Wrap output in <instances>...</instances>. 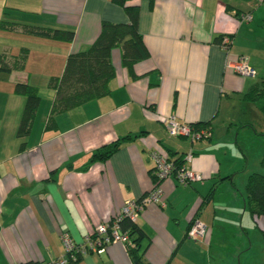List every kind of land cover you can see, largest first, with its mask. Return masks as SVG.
<instances>
[{
    "label": "crops",
    "instance_id": "obj_1",
    "mask_svg": "<svg viewBox=\"0 0 264 264\" xmlns=\"http://www.w3.org/2000/svg\"><path fill=\"white\" fill-rule=\"evenodd\" d=\"M127 4L138 6L137 28L149 57L126 67L114 48L109 93L54 113L50 80L61 76L67 56L87 49L103 21L127 23L129 17L112 0H0V58L8 64L24 58L21 69L0 76V264L59 258L63 234L82 242L125 201L149 194L153 151L175 160L192 149L191 168L202 179L188 185L163 179L164 205L149 202L141 209L136 224L148 236V262L212 264L219 243H233L228 252L236 246L238 255L230 254L225 264H242V257L248 263L254 233L264 244V215L255 220L245 209L247 178L261 173L264 149L248 156L239 145L240 130L249 124L241 123V115L261 107L243 95L264 80V0ZM246 13L251 19H240ZM30 27L74 35L68 41L47 38ZM225 35L232 37L226 50L216 41ZM239 56L248 57L255 75L240 76L228 67ZM17 82L33 86L40 97L24 138L16 134L25 101L14 91ZM168 116L208 123L211 137L194 143L170 137L162 125ZM126 135L131 138L108 158L93 157ZM194 218L207 227L198 240L186 236ZM78 264L132 262L125 246L114 242Z\"/></svg>",
    "mask_w": 264,
    "mask_h": 264
},
{
    "label": "trees",
    "instance_id": "obj_2",
    "mask_svg": "<svg viewBox=\"0 0 264 264\" xmlns=\"http://www.w3.org/2000/svg\"><path fill=\"white\" fill-rule=\"evenodd\" d=\"M112 1L124 7L129 22L113 23L103 21L98 37L87 49L67 56L61 76L50 80V86L55 90L54 113L68 111L89 100L103 97L109 93L108 83L115 74L111 62V51L114 48L120 49L121 61L126 67H131L134 63L149 57L142 35L137 28L138 6L127 4L128 0ZM29 32L42 37L67 41L71 40L74 35L73 30L61 28L30 27ZM225 36L229 37L230 40L232 39L231 36ZM225 36H219L216 41L222 43ZM23 60L24 58L18 57L13 64H8L0 58V76L21 69ZM14 91L25 98L16 132L18 137L24 138L29 134L33 116L40 104V97L36 88L28 83L17 82ZM243 98L249 102L260 103V108L264 114V80L253 86L247 93H244ZM194 125L196 128H206L211 131L208 123H194ZM130 138V135H126L118 139L102 150L95 152L93 157L100 160L108 158L117 149L121 141ZM184 155L181 154L174 160L177 166L183 164ZM260 164L264 167V156L261 158ZM245 192V209L256 220L260 215H264V174L251 173L247 178ZM119 227L121 232H127L129 235L125 248L132 264H151L144 257L145 248L149 243L147 241L148 236L136 224V221L122 218L119 221ZM83 256H79L74 264H78Z\"/></svg>",
    "mask_w": 264,
    "mask_h": 264
},
{
    "label": "built area",
    "instance_id": "obj_3",
    "mask_svg": "<svg viewBox=\"0 0 264 264\" xmlns=\"http://www.w3.org/2000/svg\"><path fill=\"white\" fill-rule=\"evenodd\" d=\"M240 19L250 20V14H241ZM231 43L229 37L222 39V47L226 50ZM228 67L240 76H253L255 69L249 64L246 56H239L236 61L230 62ZM162 125L170 137L186 138L191 143L211 137V131L206 128H196L192 123L180 122L174 116L163 118ZM155 162L152 174L155 177V185L146 196L140 200H127L124 202L121 210L110 220L99 223L94 232L84 237L82 242H75L68 234L62 235L64 254L45 264H74L79 256L89 253H100L111 243L119 242L124 246L128 242V233L121 232L119 221L122 218H129L136 221L141 209L149 202L163 204V190L160 182L168 177H174L179 184L188 185L191 182L199 181L202 176L191 168L193 158L192 149L184 155V162L177 166L174 160L157 151L152 152ZM206 225L198 218H194L187 229L186 236L192 240H198L205 236Z\"/></svg>",
    "mask_w": 264,
    "mask_h": 264
},
{
    "label": "rangeland",
    "instance_id": "obj_4",
    "mask_svg": "<svg viewBox=\"0 0 264 264\" xmlns=\"http://www.w3.org/2000/svg\"><path fill=\"white\" fill-rule=\"evenodd\" d=\"M22 95L18 94V97ZM243 119H241V123H249L248 125H243V129L240 130V142L239 145L243 149L244 153L252 155L256 153V149H264V136L258 135L257 133L264 131V115L261 108L258 105L254 107V114L249 110H246L244 114H242ZM251 125V126H250ZM261 173H264V168H260ZM233 211V209H232ZM229 235V233L223 234ZM259 234L254 233L252 235V248H249V255H248V263L245 262V258H241L242 264H264V244L261 243L259 240ZM261 238V237H260ZM232 244H224L219 243V253L215 252V258L212 259V264H225L228 263L230 259V254L238 255L236 246L235 251H229L228 249L231 248ZM205 264H208L207 261Z\"/></svg>",
    "mask_w": 264,
    "mask_h": 264
}]
</instances>
